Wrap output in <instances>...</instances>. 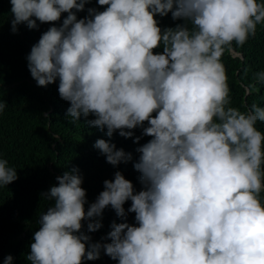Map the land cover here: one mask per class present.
Returning a JSON list of instances; mask_svg holds the SVG:
<instances>
[{"label": "clouds", "instance_id": "1", "mask_svg": "<svg viewBox=\"0 0 264 264\" xmlns=\"http://www.w3.org/2000/svg\"><path fill=\"white\" fill-rule=\"evenodd\" d=\"M9 2L13 33L67 13L26 57L38 86L59 80V96L70 104L66 117H84L108 137L117 130L132 137L137 127L152 137L136 149L138 192L116 171L85 211L79 169L56 177L58 185L42 194L54 203L38 220L30 264H82L102 248L118 264H264V131L257 127L264 107L230 106L221 60L233 42L243 46L264 25V0H98L107 7L88 8L80 19L89 0ZM169 13L185 23L162 30L155 16ZM255 79L264 84V72ZM6 106L0 100V113ZM94 147L113 166L132 160L109 140ZM17 178L0 158V187ZM128 200L137 224L113 221L111 242L86 247L91 237L82 221L96 231L108 206L126 217ZM3 264H13L12 255Z\"/></svg>", "mask_w": 264, "mask_h": 264}, {"label": "trees", "instance_id": "2", "mask_svg": "<svg viewBox=\"0 0 264 264\" xmlns=\"http://www.w3.org/2000/svg\"><path fill=\"white\" fill-rule=\"evenodd\" d=\"M106 7L100 6L98 0H89L84 10L76 13L77 18L88 16V8L103 11ZM10 9L9 0H0V100L7 103L0 113V158L7 159L9 166L16 168L18 178L0 187V264L8 255H12L13 264H30L26 257L34 232L39 228L38 220L54 203L42 194L58 185L56 177L73 167L79 169L83 178L81 186L86 190L85 211L104 190V180L114 179L116 171L132 181L138 192L143 186L139 181L140 173L133 166L139 157L136 149L152 137L142 135L141 127L130 130L134 133L132 137L120 136L119 130L108 137L106 128L101 131L90 126L84 117L77 122L66 117L70 104L59 96V80L46 87L38 86L30 74L26 57L41 34L53 23L61 25L67 13H62L56 22L37 21L36 29L20 24L18 32L13 33ZM155 19L162 30L185 23L173 20L171 13L164 17L157 14ZM162 50L161 46L153 51ZM221 60L230 88V106L241 111L253 103L264 107V84L255 79L256 73L264 72V25H258L255 37H249L243 46L233 42L225 49ZM94 118L90 115L87 119ZM144 126H148L147 122ZM257 127L264 131V123L258 122ZM136 136L141 139L135 141ZM97 139L109 140L117 149L131 153L132 160L113 166L94 147ZM261 197L264 200V192ZM130 205L131 200L124 204L126 217L118 216L111 206L106 207L99 218L102 226L93 232L87 230L89 221L83 220L81 231L91 237L86 247L92 242H111L107 234L112 230L113 221L137 224L135 213L127 212ZM82 264H118V260L106 255L102 248L98 259H84Z\"/></svg>", "mask_w": 264, "mask_h": 264}]
</instances>
